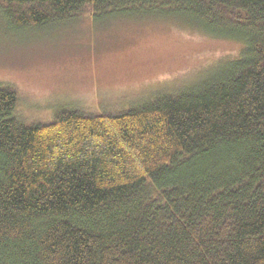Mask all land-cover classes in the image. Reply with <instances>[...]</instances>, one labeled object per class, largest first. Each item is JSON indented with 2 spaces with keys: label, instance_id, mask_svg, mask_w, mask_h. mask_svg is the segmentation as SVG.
I'll return each instance as SVG.
<instances>
[{
  "label": "trees",
  "instance_id": "obj_1",
  "mask_svg": "<svg viewBox=\"0 0 264 264\" xmlns=\"http://www.w3.org/2000/svg\"><path fill=\"white\" fill-rule=\"evenodd\" d=\"M85 14L244 47L120 113L26 123L0 83V264H264V0H0L11 33Z\"/></svg>",
  "mask_w": 264,
  "mask_h": 264
},
{
  "label": "rangeland",
  "instance_id": "obj_2",
  "mask_svg": "<svg viewBox=\"0 0 264 264\" xmlns=\"http://www.w3.org/2000/svg\"><path fill=\"white\" fill-rule=\"evenodd\" d=\"M243 47L169 18L85 14L11 33L0 15V83L18 92L14 115L26 123L65 108L120 113L196 83Z\"/></svg>",
  "mask_w": 264,
  "mask_h": 264
}]
</instances>
